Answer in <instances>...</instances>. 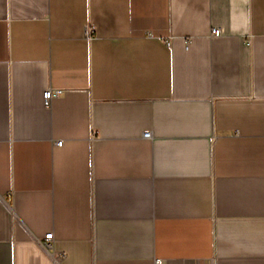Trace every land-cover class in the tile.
<instances>
[{
	"label": "crops",
	"instance_id": "crops-1",
	"mask_svg": "<svg viewBox=\"0 0 264 264\" xmlns=\"http://www.w3.org/2000/svg\"><path fill=\"white\" fill-rule=\"evenodd\" d=\"M157 259L264 264V0H0V264Z\"/></svg>",
	"mask_w": 264,
	"mask_h": 264
},
{
	"label": "built area",
	"instance_id": "built-area-1",
	"mask_svg": "<svg viewBox=\"0 0 264 264\" xmlns=\"http://www.w3.org/2000/svg\"><path fill=\"white\" fill-rule=\"evenodd\" d=\"M93 33V28L90 25H87L86 27V36L87 37H91ZM212 35L213 36H219L220 35V30L217 28H213L212 30ZM170 41H167V44L170 45ZM62 93L61 90L57 89V90H52V89H47L44 91L43 93V99H44V104L47 107H50L52 104V100L59 96ZM145 136L149 137L151 136L150 132H145ZM63 141H57L58 145H62ZM43 245L46 249H54V233L50 232L47 233L44 237V241H43ZM60 258V257H59ZM161 261L159 259H157V264H159Z\"/></svg>",
	"mask_w": 264,
	"mask_h": 264
}]
</instances>
